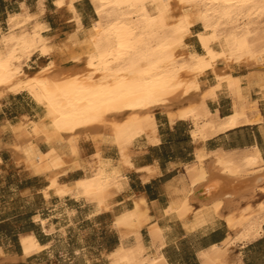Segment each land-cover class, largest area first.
Wrapping results in <instances>:
<instances>
[{"label": "bare ground", "instance_id": "1", "mask_svg": "<svg viewBox=\"0 0 264 264\" xmlns=\"http://www.w3.org/2000/svg\"><path fill=\"white\" fill-rule=\"evenodd\" d=\"M82 1L84 0H54L57 9L65 8L70 12L71 22L75 28L61 44L53 43L51 38L46 36L50 28L41 20L44 14L41 8L32 13L22 4L21 13L9 15L8 28L0 27V107L3 98L9 94L27 93L35 102L37 119L31 120L25 116L22 123L12 127L15 134L13 150L20 156L16 157L19 160L23 159L33 173L47 175L50 182L47 191L53 190L55 195L64 197L72 195V191L76 190L90 203H97L101 210L109 209L105 203L110 202L106 201L109 199L112 186L119 189L120 176L107 177L99 150L94 156L96 162L92 164L91 170L86 172V176L72 189L60 185L58 180L67 171L79 166V141L82 138H91L97 147L100 146L99 143L105 141L116 144L117 147L119 145L123 165L131 168L130 148L126 147L125 143L124 147L120 145L122 142L131 145L135 140L147 135L151 141L156 138L154 136L157 130L156 111L166 113L172 120L178 118L198 124L200 120L210 118L209 121L205 119L200 123L198 129L192 133L194 138L200 137L204 141L219 131L233 129L243 124H260L264 121L261 114L249 115L245 113L246 111L238 109L214 129L212 125L214 114L207 104L209 100L218 97L224 84L232 91L239 90L246 94L252 86H258L264 91V49L260 50L261 52L252 50L245 53L250 45L246 34L243 33L246 28L244 31L243 27H240L247 26V21L254 23L264 17V0H246V3L243 0H235L228 6H224L223 3L218 5L216 0H177L181 9L178 17L174 15L176 11H173V0H129L126 3L131 2L132 11L127 14H116L115 11V7L127 0H92L99 5V9H95L98 10L99 21L86 32V39L81 41L79 34L85 29L77 5ZM110 8L114 10L108 12ZM187 9L194 12L188 14ZM137 13L141 15L147 30L142 29L143 26L140 27V23L132 19V15ZM195 23H200L212 34V37L198 36L205 50L204 56H192L190 51L186 50V36L190 34V28ZM228 26L238 28L240 31H230L228 39L224 38L225 41L222 39L217 44L218 32ZM166 28H169L172 37L169 33L155 38ZM118 37H123L125 47L122 49L119 47ZM117 52H122V55L117 57ZM37 53L50 57L49 62L40 66L35 73L29 74L25 65ZM220 62L224 64L223 68H219ZM63 63L67 64L66 68L61 66ZM82 64L84 68L80 72ZM240 65H244L249 71L245 76L248 81L246 84L245 79L232 75L234 68ZM208 71L214 74L213 84L204 88L203 79ZM251 104L256 105V102L252 100ZM208 127H212V133L205 134ZM5 130L2 129L0 135ZM42 144L48 146L47 152L41 151ZM242 153H246V156L240 161L233 154L218 155L216 167L219 174L226 180L251 176L253 179L256 178L257 183L264 181V167H258L261 160L259 150L254 148ZM242 161L244 165L241 164ZM199 162L200 172L193 180V185L204 186L203 195L210 198L211 194L219 189L221 181L214 179L210 181V175L203 166V157H199ZM108 167L109 165L107 169ZM249 188L253 192L255 187ZM260 189L264 191V188ZM227 192L224 193L231 194ZM49 195L46 192L45 196L50 197ZM223 202L213 204L214 211L219 216L225 203ZM136 206V211L122 214L116 221L119 230L122 226L127 228L126 232H121L122 239L134 237L135 243L123 244L111 255V264L163 262L162 256L157 255L159 259L151 257L142 245L140 227L142 217L145 215L139 210V205ZM250 207L252 206L248 205L247 209H251ZM259 208L261 210L258 212H264V203ZM235 213L225 217L231 228L242 227L243 234L248 238L259 235L264 224V216L250 221L249 217L244 216L243 211L239 212V216ZM22 245L26 249V255L41 250L33 240L22 239ZM34 245L36 247L29 250V247ZM224 248L215 246L210 251L202 253L203 263L229 264L223 262L226 261L223 255Z\"/></svg>", "mask_w": 264, "mask_h": 264}, {"label": "crops", "instance_id": "2", "mask_svg": "<svg viewBox=\"0 0 264 264\" xmlns=\"http://www.w3.org/2000/svg\"><path fill=\"white\" fill-rule=\"evenodd\" d=\"M38 2L0 0V24L6 16L21 13L22 4L35 13ZM46 2L43 16L48 14ZM42 21L51 27L50 22ZM61 66L66 68L67 64ZM247 82L245 79L244 83ZM254 90L256 88L253 86L249 90L250 100H254ZM258 101L264 120V106L261 100ZM1 104L0 131L6 130L0 135V264H111V255L123 244L135 243L134 237L122 239L121 232H126L127 228L122 226L119 230L116 221L122 214L136 211L137 204L145 215L140 227L142 245L151 257L159 259L157 255L162 256L164 264H204L202 253L215 246L224 248L225 242L236 237L240 241L250 242H238L227 249L230 252L229 264H236L239 260L242 264H264V224L258 236L248 238L242 229L231 228L225 219L235 212L239 216L241 211L250 221L262 218L264 212L258 211L264 203V191L260 189L264 188V181L257 183L256 178L251 176L226 180L216 167L218 155L233 154L240 161L246 156L242 152L254 148L260 152L259 166L264 167V121L219 131L204 141L200 137H193L192 133L198 127L191 121H171L167 114L157 113L156 138L152 137L154 139L151 141L144 136L133 143L129 151L131 168L123 165L118 147L109 141H103L97 147L91 138L80 139L79 166L62 175L58 183L72 189L91 170L96 162L94 156L99 150L107 177L120 176L119 189L110 190L106 201L110 202L105 203L109 209L101 210L97 203H90L76 190L64 197L55 195L53 190L47 191L50 185L47 175L33 173L14 152L15 134L12 127L22 123L25 116L31 120L37 119V106L31 97L27 93L9 94ZM207 104L214 114V129L234 113V101L224 93H219L215 100H209ZM211 131L212 127H208L205 134ZM41 151L47 152L48 146L42 144ZM199 157H203L209 180L221 181V190L217 189L210 198L203 195L204 186L193 185L200 172ZM241 164L244 165V162ZM249 186L255 187L253 192ZM45 191L50 197L45 196ZM226 191L231 193L229 197L224 193ZM218 201L225 202L220 216L213 206ZM248 205L252 206L251 209H247ZM251 210L254 212L251 213ZM22 239L33 240L41 250L26 255ZM35 245L29 250H33Z\"/></svg>", "mask_w": 264, "mask_h": 264}, {"label": "rangeland", "instance_id": "3", "mask_svg": "<svg viewBox=\"0 0 264 264\" xmlns=\"http://www.w3.org/2000/svg\"><path fill=\"white\" fill-rule=\"evenodd\" d=\"M128 1L129 0L123 2L122 5L120 4V6L115 7L116 14L117 13L118 14H127V13H130L132 11V10H130V9H132L131 6H130L131 2L126 3ZM93 3L94 2L92 0H84L83 2H81L80 4L77 5L79 12L83 15V22L82 23L84 24L83 25V29H85L79 34L80 35L79 38H80L81 41H84L86 39V34H87L86 32H88V30H90V28L95 25V22L99 21V16H98L99 14L97 13L98 10H95V9H99V5H98V3L97 4L94 3V6H93L92 5ZM124 3H126V4H124ZM43 5H44V0H39L38 8H41L44 11V13H45V5L44 6ZM46 5H47V9H48V14L43 16L42 19H41V20L48 21L51 24L50 30L46 34V36H48V38H51L50 40L53 43L61 44V43L65 42V40L67 39L68 35L71 34L72 32H74V30H75L74 23L71 22V16L69 14L70 12L67 11L65 8H63L61 10H58L55 7V5H54V0H47ZM174 6H176V7H174ZM178 6L179 5L177 3V0H173V11L177 12V13L174 12V15L176 17H178L181 14L180 6L179 7ZM178 9H180V11ZM112 10H114V9L110 8L108 10V12L112 11ZM177 10L180 13H178ZM190 10H192V9H187L186 13L188 12V14H191L192 12H194L193 10L192 11H190ZM137 14H138V16H137ZM137 14L136 15L135 14L132 15V17H133L132 19L134 21H136L138 24L140 23L139 26L140 27L143 26L142 29L145 28V30H147V28H146L147 26L146 25H145L146 27L144 26L141 15L139 13H137ZM105 16H106V14H105ZM7 20H8V17L6 16V18L3 21H1L2 23L0 24V27L2 29H7L8 28ZM258 21L254 22V23H249L247 21V24H248L247 26H245V25L240 26L241 28L243 27L244 31H245V28H246V31L243 32V33L246 34L248 42H249V45H250L249 48H246L245 53H248V52H250L252 50L261 52L264 49V17L261 20H258ZM252 24L254 26H252ZM237 29L238 28L233 29V26H228L227 28H221L220 30H222V31L218 32V34L219 35L221 34V35L220 36L219 35L216 36V39L219 40V41L217 40V44H219V42L222 41V39L225 41L224 38L228 39V37H229L228 33L235 32V31L236 32L240 31L239 29L238 30ZM223 30H225V31H223ZM189 32H190V34L188 33V35L186 36V44H187L186 45V50H189L190 54L192 56H196V55L204 56L205 55V50L202 47L203 45H202L200 39L198 38V36L200 37L201 35H204L206 37H212V34L209 31L205 30L200 23L193 24L192 27L190 28ZM255 32H257V33H255ZM169 33H170L169 28H166L163 32L160 33V35H156L157 37H155V38H158V36L168 35ZM53 37L55 38V40H54ZM170 37H172L171 33H170ZM187 46H188V48H187ZM41 56H44V55H40V54L37 53V54L33 55L32 58H30L31 60L30 59L28 60V62H27L28 64L26 63V65H25V69L28 71L29 74L35 73L37 70H39V68H41L42 66L46 65L49 62V58L50 57L44 56L45 57L44 58V57H41ZM80 67L81 68L79 69V71L82 72L83 68H84V65L82 64ZM223 67H224V64L222 62H220L219 63V68H223ZM248 73H249V71L247 70V68L244 65L243 66H241V65L237 66L232 71V75H234L235 77H239L242 80L245 79V76ZM213 79H214V74H212L211 71H208L205 74L204 79H203L204 88L210 87L213 84ZM253 88H256V90H254V92H253L254 93V95H253V99L254 100L253 101L256 102V105L251 104L252 100L249 99V96H246L248 94H246L244 92H241L239 90H233L232 91L227 86V84L223 85V87L221 89V93L229 95L233 99V101H234V110H233V112H235L236 110L239 109V110L244 111V112L246 111L245 113H247L249 115H256V114H260L259 101L258 100H261L262 104L264 106V95H263L264 91H262L258 86H253ZM240 92L244 93V94H241ZM243 95H245V96H243ZM157 113H164V112L156 111L155 115ZM205 119H206V121H209L210 118H205ZM205 119L200 120L199 124L204 122ZM174 120H176V119H174ZM174 120L171 119V121H174ZM189 121H191V120H189ZM191 122L196 127H199L198 123H194L193 121H191ZM147 137L149 138L148 135H147ZM135 141H137V140H135ZM124 143L126 144V147H128V148H131L132 145H133V144L127 145L126 142H122L120 147H124ZM113 145H116V144H113ZM118 149H120L119 145H118ZM258 167H260V166H258ZM112 188L115 189V186H112ZM253 212L254 211H252L251 213H253ZM237 228L238 229H242V227L241 228L237 227ZM237 228H235V229H237ZM230 240H231V242H230ZM230 240H229V242L226 243L228 246L225 244L226 245L225 248H224L225 250L223 249V255L225 256V260H226V261H223V262H226V263H228V259L230 257L229 256L230 252L227 251V249L229 247L235 246L238 242H241V244H244L245 242H250V240L245 241V242L243 240L239 241V239L237 237L233 238V239L231 238ZM234 240H236V241H234ZM242 246H245V245H242ZM236 264H242V261L239 260L238 263H236Z\"/></svg>", "mask_w": 264, "mask_h": 264}, {"label": "snow or ice", "instance_id": "4", "mask_svg": "<svg viewBox=\"0 0 264 264\" xmlns=\"http://www.w3.org/2000/svg\"><path fill=\"white\" fill-rule=\"evenodd\" d=\"M235 2V0H216V3L218 5H220L221 3H223L224 6H228V5H231ZM244 3H246V0H243ZM241 6H243V3L241 4ZM119 39V47L122 49L125 47V44H124V40H123V37H118ZM117 57L121 56L122 55V52H117L116 53ZM117 74H119V69H117ZM129 94H131V90L129 92Z\"/></svg>", "mask_w": 264, "mask_h": 264}]
</instances>
